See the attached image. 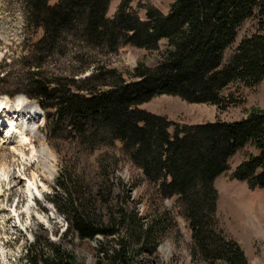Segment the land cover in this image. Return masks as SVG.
Returning a JSON list of instances; mask_svg holds the SVG:
<instances>
[{"label":"trees","instance_id":"1","mask_svg":"<svg viewBox=\"0 0 264 264\" xmlns=\"http://www.w3.org/2000/svg\"><path fill=\"white\" fill-rule=\"evenodd\" d=\"M113 1L19 0L26 30L42 34L21 58L29 62L21 65L28 89L24 94L47 115L50 135L56 137L61 131L88 143L105 137L118 142L162 198L177 199L194 249L204 261L249 264L243 249L218 229L215 181L230 170V160L237 153L251 146L254 152L231 178L246 182L251 190H264V111L254 109L240 121L189 125L171 122L140 106L169 95L225 111L235 104L231 95L224 94L229 86L260 85L264 80V0H175L167 15L149 6L145 18L131 8L133 0H122L109 16ZM251 19L257 23L255 32L243 37L226 56ZM162 40L167 41V48L159 62L152 68L139 63L128 73L129 80L103 62L78 72L45 69L49 59L58 53L64 56L69 47L78 50L73 52L77 61L80 49L109 55L126 46L158 50ZM89 68L93 69L88 76L79 77ZM1 74L9 76L6 67ZM64 176L72 181L71 176ZM72 190L60 175L48 196L64 215L68 231L87 239L115 234L116 226L94 220L92 210ZM128 221H138L137 215ZM37 245L29 246L24 264H76L60 247L46 256ZM123 253L117 251L112 258L116 264H135Z\"/></svg>","mask_w":264,"mask_h":264},{"label":"rangeland","instance_id":"2","mask_svg":"<svg viewBox=\"0 0 264 264\" xmlns=\"http://www.w3.org/2000/svg\"><path fill=\"white\" fill-rule=\"evenodd\" d=\"M121 1L111 3L109 16L116 13ZM174 1L133 0L130 6L145 18L149 6L167 15ZM256 24L252 19L245 22L226 56L243 37L255 32ZM41 35L40 31L26 30L19 0H0V70L6 67L9 72L7 78L0 75V80L4 79L0 81V103L13 104L24 98L29 106L39 107L24 94L28 89L22 77L26 70L24 73L21 65L29 62L21 58ZM166 48V40L160 41L158 50L126 46L110 55L86 48L80 49L82 54L76 61L73 52L78 50L69 47L64 56L58 53L49 59L45 69L52 73L78 72L94 62H103L129 80L128 73L139 63L154 67ZM92 69L79 77L88 76ZM224 94L235 101L225 111L169 95H159L140 109L189 125L240 121L254 109L264 111V80L254 88L233 84ZM51 115L53 112L49 111ZM4 123L0 119V264H24L27 250L34 243H38L40 254L46 256L53 255L54 247H60L76 264H116L112 258L117 251L124 252L135 264H225L202 259L194 249L191 230L177 199L162 198L156 185L111 137L96 138L90 143L67 132L60 131L54 137L46 126L48 117L41 110L31 130L24 134L10 130ZM253 152L254 148L248 146L237 153L230 160V170L216 180L219 194L216 218L218 229L243 249L249 264H264V190H251L247 183L231 178L237 166ZM65 174L72 181L64 180ZM60 175L73 189V196L92 210L94 220L116 226L115 234L87 239L68 231L64 215L48 200ZM135 214L138 221L129 223V217ZM122 218L128 222L124 223Z\"/></svg>","mask_w":264,"mask_h":264},{"label":"bare ground","instance_id":"3","mask_svg":"<svg viewBox=\"0 0 264 264\" xmlns=\"http://www.w3.org/2000/svg\"><path fill=\"white\" fill-rule=\"evenodd\" d=\"M39 112V107L29 106L24 98H19L13 104L0 103V119L10 126V130L20 134L31 130V124L39 116ZM163 251L168 257L169 251L166 248Z\"/></svg>","mask_w":264,"mask_h":264}]
</instances>
